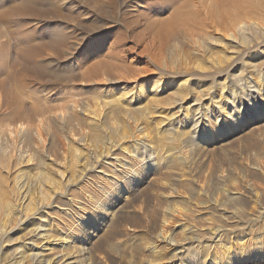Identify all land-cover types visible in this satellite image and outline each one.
<instances>
[{"label": "rangeland", "instance_id": "obj_1", "mask_svg": "<svg viewBox=\"0 0 264 264\" xmlns=\"http://www.w3.org/2000/svg\"><path fill=\"white\" fill-rule=\"evenodd\" d=\"M13 2L14 0H7L6 6L12 5ZM39 2L43 3L42 1ZM143 2L144 0H117L114 8L104 5L103 11L100 13L84 14L86 12V10L84 12V9L86 8L83 6V0H50L46 2V4L44 2L43 6L53 5L61 13H67V16L64 15V18L56 20L53 16L47 15L46 13H42L45 18H39L33 14V16L30 14H26L25 16L19 15V17H12V20L15 21H12L10 25L4 22L3 17L0 15V154L2 153L0 156V181L1 179L6 181L7 178H11L9 181H12L18 171H25L30 166L35 168V170L30 172L34 178L39 176L41 171H44L43 173L46 172L45 174L48 173L47 176H51L52 178H56L60 170L72 172L73 169L71 167L73 165L71 162L73 160L70 158L74 155V149L77 147L76 149L81 154L86 155L90 147L89 143L92 141V132L90 129L91 124L94 122H92V116H90L89 113L96 109H98L97 111L101 110V112L98 113H101L100 115L102 118L104 109L106 110V107H94L96 106V104H94L96 101L94 99L96 97L98 100L104 101L103 98H99H106L113 95L118 97L120 93H122L121 91H129L128 96L131 94V96H136L141 92L142 86L149 85H146L145 82H150V80L156 79L157 77H161L163 80L167 78V73H170L172 68L169 70L165 64L163 67L165 73H160L156 66L153 67L149 59L150 53L148 51L153 48L152 37L147 29V18H151L149 13L152 14L153 18L151 19L154 20H167L172 13H183V18L188 17L190 13H196L195 15H198L197 19H200L199 22L203 21L204 23L210 24V26H214V24L218 23L219 27L228 28L232 26L231 23H242L244 21L243 23H246L249 28L253 27L252 23H258L259 35L264 30V0H163L152 9L147 8L146 4ZM96 23L100 30L86 39L87 33L91 28L90 26ZM193 40L189 41L185 37L172 40L171 46L163 54V61L165 60L167 65L171 66L172 60L175 61L176 59L188 58L190 53L198 49L200 37L197 36ZM227 42L228 41H225V43ZM89 45L91 48H95L96 46L99 47L98 52L94 53L85 49ZM215 49L220 50L219 48H214V56L217 57L213 58L216 59L221 57L220 60H222V58L226 57L228 52L222 51L220 53V51L216 52ZM239 49L241 48H238V50ZM240 51H242V49ZM103 56H110L114 61L121 63L120 68L114 69L110 75L94 79V81L90 83L83 81L81 75L83 67L87 63H92L94 61L100 62ZM191 58L194 57L192 56ZM129 66L132 67L130 68L132 69V71H130L131 73H129ZM145 66H149L150 71H146V69H144L146 68ZM258 69H264V65H262L261 68L258 67ZM227 70L228 68H226L225 73ZM239 70L241 71L239 68L236 74L240 72ZM184 71L185 70L180 67L178 73L184 77V81L187 80L188 83H192L193 77H191L190 73L186 72L185 74ZM131 75L133 77H131ZM228 76L233 78L231 74H228ZM120 78H123L122 81H120ZM114 80H116V83H113ZM251 109V106H247L246 109H243V112L245 113L246 110L249 111ZM86 111L89 112L87 113ZM215 122L216 121H214V123ZM236 122H238V120ZM88 123H90V126ZM214 123L210 130L214 136V141L207 145L202 144L190 153L191 159L195 158L194 161L192 160L193 165L190 163L191 167L188 165L182 171L177 170V173L175 172V174L182 175L181 177L177 179L174 175L167 177L166 175L163 176V174L160 176H151L143 185L140 184L138 187L130 188V193L126 196L128 198H123L122 195L113 198L111 202L112 205L108 208V211H114V214L116 213L117 215H114L111 219L112 222L110 221V223L106 225L107 228L105 226L100 236L94 240V249L97 254H107L108 256L110 255V257L111 254L114 255L111 258L113 261L114 259L116 261L113 263H108L109 261H107L106 264H148L150 260L151 262L159 261L158 263H160L166 262L170 260V258L172 259V254L168 252V248L164 246V244L156 242V235L162 225L165 215L164 212H168V209L169 212L179 211L178 209H180L179 215L174 217L176 219L170 221L167 229L169 236L174 234L172 236L179 241L180 244H185V248L188 249L183 250V252L179 250L180 257L184 255L187 261H191L193 259V255L190 253L193 250L191 248L197 246L198 243L211 244L215 242L214 244H218L211 253L213 256L218 255L217 257L215 256L216 259H224L229 256L228 254L240 247L239 245L243 244L245 245L243 246L245 249V257L250 260L242 264H264V246H262L263 250L259 249L261 243L264 241V222L258 219V224L256 225L258 228L253 226L249 239L242 240L241 244L238 241V237L243 234L239 227L244 224L243 221L248 219V213L255 212L259 215V211L262 210L261 208L264 209V197L262 199V206L260 207V205H258L259 209H257L256 206L247 199L248 196H246L249 195L248 193H250L251 190L253 191V188H255L254 191L256 192L263 191L264 193V178L256 171L258 166V143L264 141V121L261 123L254 122L248 125L234 122L224 125L219 129L215 127ZM118 126V124L114 123L109 124L104 128V133L108 131L107 134H114L116 131H119ZM135 128V126L131 128L127 127V129H125V134L130 136ZM152 130L157 135H154ZM157 131V128L153 126L144 130L145 135L142 133L143 131L135 130V132L138 133H136V135H140L139 137L142 136L141 139L145 140L147 143L154 140L155 146H153L156 147L158 151L165 152L168 147L172 145L170 146V142H164L162 144L158 142L159 135ZM121 136L122 135H120V137ZM119 139V136L112 138L114 141ZM141 146L143 145H140V149L142 148ZM180 146L185 145L183 144ZM123 147L132 150V146L128 142L123 143ZM143 148H145V146H143ZM243 148L246 149L244 150ZM188 149L190 148L188 147ZM199 152L200 154L202 153L201 156ZM116 154H119L118 156L120 158H124V155L120 151H117ZM23 155H25V158L21 159ZM147 155L149 156L150 153L148 152ZM147 155H144V158L146 157L145 161L149 158ZM196 156L198 160H196ZM72 158L75 159L74 156H72ZM227 158H229V160ZM7 159L12 163L10 168L7 165L9 164ZM41 159L44 160L47 167L45 166V169L38 170V162ZM29 160L30 162H28ZM245 160L248 161V163ZM68 161L70 162L68 163ZM197 164L198 166L196 167ZM219 164L222 165L220 166ZM70 165L72 166L70 167ZM196 168L201 170L199 171V169ZM237 168L239 172H237ZM225 172H227L226 175H224ZM242 177L246 179H242ZM225 178L226 180H224ZM234 178H236L235 180L237 181H234V183L236 182L234 185L236 189L233 186ZM176 181L180 185H178ZM180 181L181 183H179ZM159 182L163 183L161 184L162 186ZM6 183H8V181H6ZM155 183L157 185H155ZM202 184L205 185L202 186ZM0 185H4V182H0ZM146 186L149 189H147ZM205 186L206 188H203ZM227 190L229 193L226 192ZM170 191L177 192L178 196H175L176 199L169 198L168 192ZM161 192L165 196L161 194ZM181 192L183 193L180 194ZM198 192L204 193L201 196ZM230 195L234 196L236 202L228 201ZM129 198L131 199L128 201ZM218 198L219 201L228 204L225 203L226 206L217 208L216 203ZM199 199L203 201H199ZM181 200L183 201L181 202ZM205 200L209 202L206 201V204ZM126 203H128V205L130 204V207ZM125 204L127 206H125ZM185 206L186 208H184ZM197 207L198 209H196ZM136 209H138V211L141 209V211L134 212ZM235 209H239L241 213L239 212L237 216H232L230 213H236ZM206 211L209 212L207 213ZM236 218L237 220H235ZM113 219L114 222H116L114 224ZM238 219H241V221H238ZM232 221L233 223H231ZM179 225H186V232L182 231ZM219 227L225 229L224 235L219 237V240L213 241L208 231L210 228L217 229ZM108 228H111V231ZM190 228L194 232L191 235L188 234ZM103 234H107V238H105ZM109 239L110 241L107 242ZM183 239L187 240L182 243ZM143 242L145 243L142 244ZM243 242H245V244ZM153 245H157L155 253L158 254L156 257L159 256L160 259L158 257L156 258L154 256L155 254L151 255V253L146 252L148 247ZM137 247L141 249L137 250ZM102 249L103 252L101 253ZM134 249L135 251H133ZM120 250L123 251L120 253ZM246 250H248L247 253ZM105 251L107 253H105ZM181 252L186 255H182ZM222 253H224L223 256ZM161 255L164 256L162 257ZM215 258L213 261H215ZM146 259L149 262L146 261ZM97 263L98 262L94 264Z\"/></svg>", "mask_w": 264, "mask_h": 264}, {"label": "bare ground", "instance_id": "obj_2", "mask_svg": "<svg viewBox=\"0 0 264 264\" xmlns=\"http://www.w3.org/2000/svg\"><path fill=\"white\" fill-rule=\"evenodd\" d=\"M39 1H42L43 3H40ZM49 1L14 0L12 5L6 6L7 0H0V13H3L0 15L1 17H3L4 22L9 25L12 21H15L12 20L13 16L19 17V15L25 16L26 14H33L34 16L36 15V17L45 18L42 13H46L47 15L53 16L56 20L64 18V15H66L67 13H61L53 5L43 6L44 2L46 4V2ZM83 1V6L84 8H86L84 9V12L86 10L84 14L100 13L103 11L104 5L114 8L117 2V0H103L104 2L102 0ZM162 1L163 0H144L143 3L146 4L147 8L152 9L156 4ZM195 14L196 13H190L188 17L183 18V13H172L170 18L167 20H154L151 19L153 17L152 14L149 13V16L151 18H147V29L149 31L148 33H150L152 37L153 45L152 50L148 51L150 53L149 59L151 61V64L153 65V67L156 66V68L159 69L160 73H165L163 69L165 64L169 70H171L170 68H172V70L170 71V73H167V78H165V80H163L161 77H157L156 79L150 80V82L144 81L146 85H149L142 86L141 92L136 96H131L132 94L128 96L129 91H121L122 93H120V96L118 97L113 95L106 98H99H103L104 101L98 100L97 97L94 99L96 100L94 103L96 104V106L94 107H106V110L104 109L102 118L100 115L101 113H98L101 112V110L97 111L98 109H96L89 113L90 116H92V122H94L91 124L90 129L92 132V139L89 136L92 141L89 143L90 147L88 148L86 155L81 154L76 149L77 147L75 148L76 150L74 149V155L72 156H74L75 159H73L72 156L70 158L73 160L71 162L73 166L70 165V167L72 166L71 168L73 169L72 170L70 168L72 172L60 170L58 171L57 177L52 178L51 176H47L48 173L45 174L46 172L43 173L44 171H41V173H39V176L34 178L30 174V172L35 170V168L33 166H30L25 171H18L12 181H9V179L11 178H7L6 181H8V183L1 179L0 182L3 181L4 185H0V264H94L96 262H98L97 264H106L107 261H109L108 263H113L114 261H116L115 259L113 261V259L111 258L114 255L111 254L110 257V255L108 256L107 254L99 255L96 253V250L94 249V240L98 236H100L102 229L108 223H110L111 219L116 214H114V211H108V208L111 207V202L115 196L122 195V197L125 198L130 193V188L138 187V185L140 184L143 185V183L147 181L151 176H160L161 174H163V176L166 175L167 177H170V175H174L177 179L178 177H181L182 175L175 174V172L177 170L182 171L188 165L190 166L192 160L194 161L195 158L191 159L190 153L196 150L202 144L207 145L214 141V136L210 131L214 121H216L214 125L218 129L223 127L224 125L234 122L238 124L248 125L254 122L261 123L264 121V69H258V67L261 68V66L264 65V30L259 35L258 23H252L253 27L249 28L246 23H243L244 21L242 23H231L232 26L228 28H221L218 26V23L214 24V26H210V24L204 23L203 21L199 22L200 19L198 20V15L196 16ZM90 27L91 28L87 33L88 35L86 36V39L100 30L97 23L91 25ZM197 36L200 37L198 49H195L188 55L189 57L191 55V57L193 56L194 58L188 57L183 59H176L177 62L176 60H172L173 62H171V66L167 65V62L165 60V62L163 61V54L171 46L172 40L179 37H185L186 39L191 41ZM225 41L228 42L225 43ZM214 48L220 49H215L216 52H228L226 54V57L222 58V60H220L221 57L216 58L217 60L213 58L217 57L214 56ZM238 48H241L242 51H240L241 49L238 50ZM85 49L95 53L98 52L99 47L96 46L95 48H91L89 45ZM120 65L121 63L114 61V59H112L110 56H103V59L100 62L94 61L92 63H87L83 67L81 74L82 80L90 83L94 81V79L108 76L114 71V69L116 70L120 68ZM180 67L181 69L185 70V74L186 72L190 73L191 77H193L191 81L192 83H188L187 80H183L184 77L180 75V73H178ZM130 68L132 67L129 66V69ZM226 68H228V70L225 73ZM239 68L241 69V71L239 70L240 72L236 74ZM144 69H146V71H150L149 66ZM130 71H132V69L129 70V73H131ZM228 74H231L233 78H231V76H228ZM131 77L133 76L131 75ZM120 79L119 80L122 81L123 78ZM113 83H116V80H114ZM247 106H251L252 109L249 111L246 110L244 113L243 109H246ZM237 120L238 122H236ZM112 123L119 125V131H116L114 134H107L108 131L107 133H104V128ZM89 124L90 123H88V125ZM133 126L136 127L135 130L137 129V131H143V134L144 130L152 126L157 128V132L159 135V137L157 136L159 139L158 142H160L161 144L164 142H170L169 144L170 146H172L168 147V145L167 151L162 152L158 151L157 148L154 147V140H152L150 143H147L145 140L141 139L142 136L139 137L140 135H136L137 132H135V130L130 136H127L125 134V129H127V127L131 128ZM120 135L122 136L120 137ZM154 135L157 134L154 133ZM115 136H119L120 139L117 141L112 140V138H115ZM126 142L131 144L132 150H128L126 147H123V143ZM183 144L185 146H180ZM140 145L145 146V148L141 146L143 149H140ZM188 147L190 149H188ZM117 151H120L124 155L123 159L118 156L119 154H116ZM148 152L150 153L149 156L147 155ZM144 155H147V157H149L147 161H145L146 157L144 158ZM24 158L25 155L21 157V159ZM227 159L229 160V158ZM196 160H198L197 156ZM70 161H68V163ZM7 162L9 163L7 165L10 168V165L12 163H10L11 161L9 162L8 159ZM28 162H30V160ZM246 162L248 163V161ZM257 163L258 166L256 168V171L264 178V141L258 143ZM38 164V170L45 169L46 163L43 159H41ZM197 166L198 164L196 165V167ZM200 170L201 169H199V171ZM237 172H239L238 168ZM237 172L236 174H238ZM226 173L227 172H225L224 175H226ZM243 178L245 177H242V179ZM235 179L236 178L233 179V183L234 181H236ZM224 180H226V178ZM159 183L161 185L164 183V181L163 183ZM179 183H181V181ZM235 183L233 184V186L235 185ZM205 184H202V186ZM155 185L157 184L155 183ZM234 187L236 189V186ZM203 188H206V186ZM254 190L255 188H253V191ZM251 191L250 193H248L249 195H246L248 196L247 199H249L256 206V208L259 209L258 205H260V207L262 206L264 193L263 191ZM226 192L229 193L228 190ZM182 193L183 192H181L180 194ZM203 193L199 194H201L202 196ZM161 194L163 193L161 192ZM168 196L169 198H175V196H178V194L175 191H170L168 192ZM219 198L217 199V205L215 204L217 208L224 207L226 206V204H228L226 202L225 204L219 201ZM130 199L131 198H129L128 201ZM201 199H199V201H203ZM128 201L126 200V202ZM182 201L183 200H181V202ZM206 201L207 200H205V202ZM228 201L236 202L234 196L232 195H230ZM128 203L126 204L128 205ZM126 204L125 206H127ZM184 208H186V206ZM138 209H136V211L134 212L141 211V209L140 211H138ZM196 209H198V207ZM261 209L262 210L260 211L258 210L260 212L259 215L255 212H247L249 216L248 219H246V221H243L244 224L241 227L238 226L239 228H241V233L243 232L242 236L238 237L239 240L237 239L240 244L242 243V240H245L247 238L249 239L253 226L257 227L256 225L258 224V219L261 222H264V209ZM178 210L180 211V209ZM179 211L169 212L168 209V212H164L165 215L162 225L160 226V230L156 235V242L162 243L168 248V252L172 254V259L170 257H167L170 258V260L160 263H158L159 261L151 262V260L149 262L146 259V261L149 262L148 264H242L243 262H248L250 260L249 258L245 257V249L243 248V246L245 245L243 244L239 245L240 247L236 249L234 248L235 250L232 253L228 252L230 254H228L229 256L227 258L216 259L215 256L217 257L218 255L213 256L211 252L213 249H215L218 243L214 244L215 242H213L211 244L198 243V245L195 243L197 246L191 248L193 250L190 252L193 255V259L191 261H187L186 256L183 255L185 253L182 254L183 250L187 249L185 248V244H180L179 241H177L172 236L174 234H171L169 236L167 230L170 221L176 219L174 217L179 215ZM235 212L236 213L230 214L232 216H237L240 210L235 209ZM235 220H237V218ZM239 220L241 221V219H238V221ZM114 223L116 222H114L113 219V224ZM231 223H233V221ZM179 227L182 231L186 232V225H179ZM108 229L110 230L111 228ZM188 232V234L190 235L194 233L191 228L188 230ZM224 232L225 229H223V227H219L217 229L210 228L208 231L209 236H211V239L213 241L217 240L219 237H222V235H224ZM107 234H103L105 235V238H107ZM186 240L187 239H183L182 243ZM108 241H110V239L107 240V242ZM144 243L145 242H143L142 244ZM243 243L245 244V242ZM262 246H264V241L261 243L259 249H262ZM140 247H137L136 249H141ZM156 250L157 245H153L151 247H148V250L146 252L151 253V255L155 254L154 256L156 257V255H158L155 253ZM179 250H182L181 254L183 256L181 257L180 253L178 252ZM121 251L123 250H120V253ZM133 251H135V249ZM247 251L248 250H246V253ZM102 252L103 249L101 253ZM105 253L107 252L105 251ZM223 254L224 253H222V256ZM157 257L159 258V256ZM214 258L215 261H213Z\"/></svg>", "mask_w": 264, "mask_h": 264}]
</instances>
